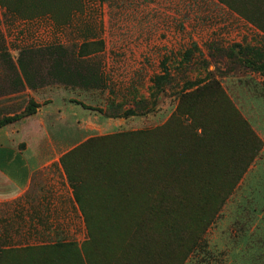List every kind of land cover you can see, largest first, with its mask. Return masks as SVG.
Listing matches in <instances>:
<instances>
[{
    "label": "rangeland",
    "instance_id": "1",
    "mask_svg": "<svg viewBox=\"0 0 264 264\" xmlns=\"http://www.w3.org/2000/svg\"><path fill=\"white\" fill-rule=\"evenodd\" d=\"M10 1L2 83L31 88L26 73L37 88L71 87L61 93L89 110L82 125L96 124L81 160L111 157L103 234L43 250L91 245L94 264H264V0ZM59 54L69 77L47 73Z\"/></svg>",
    "mask_w": 264,
    "mask_h": 264
},
{
    "label": "crops",
    "instance_id": "2",
    "mask_svg": "<svg viewBox=\"0 0 264 264\" xmlns=\"http://www.w3.org/2000/svg\"><path fill=\"white\" fill-rule=\"evenodd\" d=\"M11 84L2 83L0 76V118L14 116L17 104L23 111L29 100L38 106L33 114L0 127V264H15L11 253L2 252L85 239L84 216L61 157L82 137H91V125H96H82L89 110L62 95L71 87ZM81 111L88 116L78 118ZM262 162L263 154L254 165Z\"/></svg>",
    "mask_w": 264,
    "mask_h": 264
},
{
    "label": "trees",
    "instance_id": "3",
    "mask_svg": "<svg viewBox=\"0 0 264 264\" xmlns=\"http://www.w3.org/2000/svg\"><path fill=\"white\" fill-rule=\"evenodd\" d=\"M73 3V2H72ZM0 6L5 9L6 12L13 11V3L10 0H0ZM74 8H68L67 13L73 11ZM42 10V9H41ZM48 12L47 10L39 11L37 15L44 14ZM35 15V16H37ZM48 50H57L60 51L62 56H65L64 49L60 45H52L46 47ZM23 50H21L22 52ZM61 54L57 56L56 59H49L50 66L48 69V74H53V70L57 74L63 72L64 76H68V73L71 72L69 68H65L62 64ZM17 63L19 66L22 64L21 57H18ZM26 82L31 88H37L36 85L31 83L27 78L26 73H23ZM78 76L82 78L78 73ZM163 76H157L154 80H162ZM59 82H64L59 79ZM67 83L69 81H66ZM28 109L25 111L23 116L31 115L35 112L36 107L38 106L34 101H28ZM27 108V107H26ZM21 117V116H20ZM18 116L5 117L0 119V127L17 120ZM94 138V137H93ZM96 139H87L85 142L92 143ZM81 144L76 146L74 149L66 153L61 157V163L65 166V172L68 178L69 183L74 189V195L77 203L80 206L82 214L85 219L86 228L88 233L92 236L91 243H95L94 236L97 238V234H103L102 227L99 226V221L102 218H105L106 211L113 209L111 205V195H110V185L108 179H106L107 167L111 168V157L110 153L106 150L100 152L99 155H94L93 152V161L90 163L85 162L84 154L81 155ZM105 155L107 157H105ZM99 157L103 159V165H96L95 162L98 161ZM97 174V176L95 175ZM89 241V240H88ZM87 243V242H85ZM44 247L39 248H27L24 250H12L2 253H11L15 259V264H94V256H91L88 252L91 250V245L89 247L84 246L79 249L75 244L72 243H62L50 246L47 250H43ZM46 248V247H45ZM83 251V252H82Z\"/></svg>",
    "mask_w": 264,
    "mask_h": 264
}]
</instances>
